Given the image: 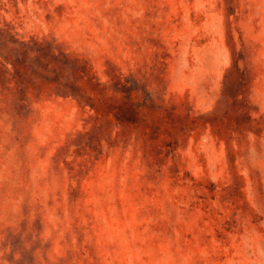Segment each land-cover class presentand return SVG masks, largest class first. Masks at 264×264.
Listing matches in <instances>:
<instances>
[{
  "label": "rangeland",
  "instance_id": "obj_1",
  "mask_svg": "<svg viewBox=\"0 0 264 264\" xmlns=\"http://www.w3.org/2000/svg\"><path fill=\"white\" fill-rule=\"evenodd\" d=\"M0 29L33 88L0 115V264H264V0H0ZM48 46L137 89L148 136L40 98Z\"/></svg>",
  "mask_w": 264,
  "mask_h": 264
},
{
  "label": "trees",
  "instance_id": "obj_2",
  "mask_svg": "<svg viewBox=\"0 0 264 264\" xmlns=\"http://www.w3.org/2000/svg\"><path fill=\"white\" fill-rule=\"evenodd\" d=\"M3 34L8 35L6 30L0 29V37ZM30 49L18 41L0 40V115L8 119L14 118L6 108L13 97H18L21 108L30 105L29 90L32 87L23 83L30 70ZM32 63L38 66V84H34L38 85L39 97L49 92V97L69 99L76 104L81 115H85L87 108L92 115L83 119L85 125L92 124L93 128L101 129L102 122L115 123L128 131L120 133L128 136V140L129 137H147L148 128L153 130L155 123L149 124L143 116L148 99L140 102L138 90L132 87L125 90L126 85L119 79L111 85L103 84L91 72L86 61L51 46L39 48L38 58L34 57ZM7 66L11 67V72ZM237 114L246 117L243 112ZM157 122L161 123V120ZM13 127L15 130L16 124Z\"/></svg>",
  "mask_w": 264,
  "mask_h": 264
}]
</instances>
